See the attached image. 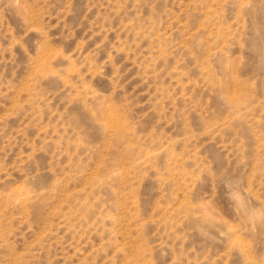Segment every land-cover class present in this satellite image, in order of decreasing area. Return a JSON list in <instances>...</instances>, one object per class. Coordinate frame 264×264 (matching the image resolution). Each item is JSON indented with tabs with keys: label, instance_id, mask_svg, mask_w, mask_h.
Here are the masks:
<instances>
[{
	"label": "rangeland",
	"instance_id": "374dc122",
	"mask_svg": "<svg viewBox=\"0 0 264 264\" xmlns=\"http://www.w3.org/2000/svg\"><path fill=\"white\" fill-rule=\"evenodd\" d=\"M0 264H264V0H0Z\"/></svg>",
	"mask_w": 264,
	"mask_h": 264
}]
</instances>
